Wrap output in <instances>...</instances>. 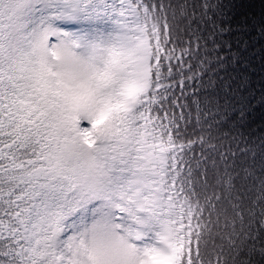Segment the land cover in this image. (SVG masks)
<instances>
[{"label":"snow or ice","instance_id":"1","mask_svg":"<svg viewBox=\"0 0 264 264\" xmlns=\"http://www.w3.org/2000/svg\"><path fill=\"white\" fill-rule=\"evenodd\" d=\"M259 5L0 0V264H264Z\"/></svg>","mask_w":264,"mask_h":264},{"label":"trees","instance_id":"2","mask_svg":"<svg viewBox=\"0 0 264 264\" xmlns=\"http://www.w3.org/2000/svg\"><path fill=\"white\" fill-rule=\"evenodd\" d=\"M260 5H259V0H256V7L253 9V11H255L257 13V15H259L260 13ZM258 64V61H257Z\"/></svg>","mask_w":264,"mask_h":264}]
</instances>
